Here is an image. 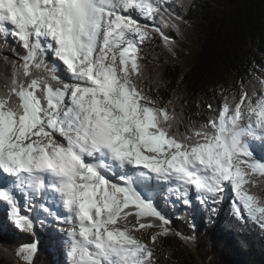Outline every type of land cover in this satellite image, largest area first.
<instances>
[{
  "label": "snow or ice",
  "instance_id": "6c2138e0",
  "mask_svg": "<svg viewBox=\"0 0 264 264\" xmlns=\"http://www.w3.org/2000/svg\"><path fill=\"white\" fill-rule=\"evenodd\" d=\"M173 4L184 6L0 0V36L23 49L0 72V204L34 233L26 213L42 201L67 225L55 241L67 264H155L170 221L152 194L165 186L185 205L190 191L213 205L232 192L234 216L264 230V200L250 192L264 183V158L250 143H264V78L221 89L215 115L203 122L184 123L171 100L161 105L145 90L141 46L159 35L173 49L164 31L179 28ZM149 229L151 246L136 235ZM37 250L33 243L15 254L32 264Z\"/></svg>",
  "mask_w": 264,
  "mask_h": 264
},
{
  "label": "trees",
  "instance_id": "16d2710c",
  "mask_svg": "<svg viewBox=\"0 0 264 264\" xmlns=\"http://www.w3.org/2000/svg\"><path fill=\"white\" fill-rule=\"evenodd\" d=\"M183 5L170 6L182 17L176 21L178 30L164 29L175 41L171 51L159 35L141 46L144 87L161 105L171 100L170 108L174 106L184 123L203 122L215 115L223 100L221 89L238 91L242 78L249 87L264 78V0H183ZM13 49L23 53L11 36H0V72L10 67L5 57L10 61ZM250 192L264 200V183ZM189 200L185 205L166 186L156 192L154 203L170 221V231L156 242L155 264H264V230L252 221L238 220L230 196L222 205L193 195ZM42 218L46 221L38 220L34 233L25 232L0 204V264H24L16 250L33 243L38 250L32 264H58L54 224ZM154 231L136 235L151 246Z\"/></svg>",
  "mask_w": 264,
  "mask_h": 264
},
{
  "label": "rangeland",
  "instance_id": "374dc122",
  "mask_svg": "<svg viewBox=\"0 0 264 264\" xmlns=\"http://www.w3.org/2000/svg\"><path fill=\"white\" fill-rule=\"evenodd\" d=\"M259 143H261L260 141H259ZM193 192V191H192ZM195 192V191H194ZM196 193V192H195ZM227 196H230L231 197V199H233V196H234V194L232 193V192H226L225 194H224V198H223V200L222 201H224L226 198H227ZM190 196H188V198H189ZM39 204H37V206H34L33 207V209H32V211H33V213H38V214H42L44 217H47V216H49L44 210H41L42 209V207L40 206L41 205V203H43L42 201H40L39 199H37L36 200ZM35 201V202H36ZM221 201V204L220 205H222L223 204V202ZM231 202H233L232 200H231ZM4 205V204H3ZM50 205V203H48V207H50V209H51V211H53L55 214H66V213H64V211H63V209L62 208H57L56 207V205L54 206V204H52V202H51V205ZM219 205V204H218ZM5 207H6V205H5ZM5 210H8L9 211V215H10V210L6 207V209ZM31 211V212H32ZM32 214V213H31ZM11 217V216H10ZM53 219H52V222H53V224H54V228H55V232L56 233H54V235L56 236L54 239L57 241L58 239H59V235H60V233H59V231H58V229H60V228H66L67 227V225H65V224H62V223H58L57 221H56V219H55V217L54 216H51ZM65 251H66V249H64L60 244H58V243H56L55 242V246H54V253H55V256H56V259H57V261H58V264H67V257H66V255H65Z\"/></svg>",
  "mask_w": 264,
  "mask_h": 264
},
{
  "label": "bare ground",
  "instance_id": "6f19581e",
  "mask_svg": "<svg viewBox=\"0 0 264 264\" xmlns=\"http://www.w3.org/2000/svg\"><path fill=\"white\" fill-rule=\"evenodd\" d=\"M53 219V218H52ZM52 219H51V221H52ZM53 223V222H52ZM264 232V231H263Z\"/></svg>",
  "mask_w": 264,
  "mask_h": 264
}]
</instances>
